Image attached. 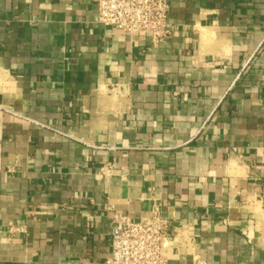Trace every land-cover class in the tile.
<instances>
[{
	"label": "crops",
	"instance_id": "0c3cea01",
	"mask_svg": "<svg viewBox=\"0 0 264 264\" xmlns=\"http://www.w3.org/2000/svg\"><path fill=\"white\" fill-rule=\"evenodd\" d=\"M168 3L154 44L0 0V264H105L155 209L170 264H264V0Z\"/></svg>",
	"mask_w": 264,
	"mask_h": 264
},
{
	"label": "built area",
	"instance_id": "2783aa9c",
	"mask_svg": "<svg viewBox=\"0 0 264 264\" xmlns=\"http://www.w3.org/2000/svg\"><path fill=\"white\" fill-rule=\"evenodd\" d=\"M98 22L127 35H147L154 44L168 35V0H97ZM111 256L105 264H170L172 223L159 209L149 222L111 213ZM174 232V231H173Z\"/></svg>",
	"mask_w": 264,
	"mask_h": 264
}]
</instances>
